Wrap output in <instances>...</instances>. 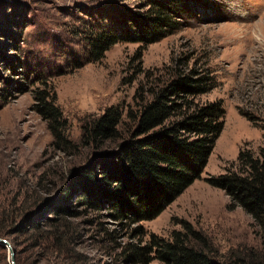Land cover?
Returning <instances> with one entry per match:
<instances>
[{
  "label": "rangeland",
  "instance_id": "obj_1",
  "mask_svg": "<svg viewBox=\"0 0 264 264\" xmlns=\"http://www.w3.org/2000/svg\"><path fill=\"white\" fill-rule=\"evenodd\" d=\"M144 4L0 0V229L9 231L3 225L18 216L24 193L31 196L40 183L47 192L40 196L51 199L65 187V170L80 166L79 146L77 155L53 147L35 109L34 96L42 90L55 96L70 139L79 142L84 118L111 106L124 112L134 107L139 67L154 71L171 58L188 57L215 78V88L200 100H221L225 110L205 168L156 218L138 224L117 221L108 209L82 206L73 187L66 198L60 195L66 212L55 223L45 222L51 215L44 209L39 230L0 237L10 246L0 245V264H167L159 257L161 246L173 244L174 233L182 238L190 230L210 264L261 249L251 217L230 210L228 197L207 179L222 174L243 148L264 151V0H201L185 8L167 37L145 47L115 44L99 63L80 67L91 28L116 26L141 14Z\"/></svg>",
  "mask_w": 264,
  "mask_h": 264
},
{
  "label": "trees",
  "instance_id": "obj_2",
  "mask_svg": "<svg viewBox=\"0 0 264 264\" xmlns=\"http://www.w3.org/2000/svg\"><path fill=\"white\" fill-rule=\"evenodd\" d=\"M200 1L144 0L141 14L126 16L111 28H91L80 67L99 63L115 44L145 47L167 37L185 8ZM173 60L154 71L139 67L134 107L124 112L111 106L98 116L84 118L79 142L70 139L55 96L46 90L35 94L36 112L47 124L53 147L77 155L79 146L80 166L65 170V187L55 190L58 195L51 199L40 196L47 193L40 183L31 196L24 193L18 216L3 225L11 230L3 234L0 229V237L10 231L39 230L44 209L51 215L45 222L55 223L66 212L60 195L66 198L73 187L80 191L82 206L95 212L108 209L115 220L138 224L156 218L199 178L223 129L225 110L221 100H200L216 86L208 68L190 64L188 57ZM207 183L224 192L230 210L240 208L251 217L261 238L259 251L236 256L227 264H264V151L241 149L231 166ZM56 202L59 205L52 207ZM191 236H195L191 230L182 238L174 233L173 244L161 246L160 259L167 264H210Z\"/></svg>",
  "mask_w": 264,
  "mask_h": 264
},
{
  "label": "water",
  "instance_id": "obj_3",
  "mask_svg": "<svg viewBox=\"0 0 264 264\" xmlns=\"http://www.w3.org/2000/svg\"><path fill=\"white\" fill-rule=\"evenodd\" d=\"M0 245H1L2 247L7 248V249L10 248V246L8 245V243H7L5 240H2V239H0ZM10 254H11V256H13V252H12V251H10ZM12 264H14V263L12 262Z\"/></svg>",
  "mask_w": 264,
  "mask_h": 264
}]
</instances>
